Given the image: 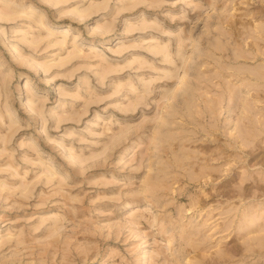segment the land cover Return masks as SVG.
<instances>
[{"label":"rangeland","instance_id":"1","mask_svg":"<svg viewBox=\"0 0 264 264\" xmlns=\"http://www.w3.org/2000/svg\"><path fill=\"white\" fill-rule=\"evenodd\" d=\"M0 264H264V0H0Z\"/></svg>","mask_w":264,"mask_h":264},{"label":"bare ground","instance_id":"2","mask_svg":"<svg viewBox=\"0 0 264 264\" xmlns=\"http://www.w3.org/2000/svg\"><path fill=\"white\" fill-rule=\"evenodd\" d=\"M16 83H17V86H16V88L14 89V91H15L16 89H20V90H21L23 87H25V86L28 84V81H26L24 85H23V83H22L21 81H17ZM32 105H33L32 103L29 104V107L31 108Z\"/></svg>","mask_w":264,"mask_h":264}]
</instances>
